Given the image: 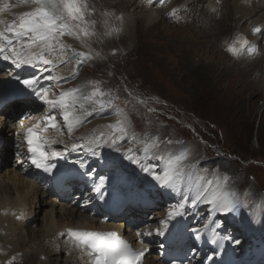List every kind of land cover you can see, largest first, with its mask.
Wrapping results in <instances>:
<instances>
[{"label":"rangeland","instance_id":"1","mask_svg":"<svg viewBox=\"0 0 264 264\" xmlns=\"http://www.w3.org/2000/svg\"><path fill=\"white\" fill-rule=\"evenodd\" d=\"M102 1L105 2L88 0L89 7L99 13H92L88 17L96 21L95 36L86 42L72 36L63 38L73 49L92 54L93 59L88 61L80 78H97L100 87H108L110 98L121 95L124 98L123 105H126V121L129 119L132 125L133 122L141 124L140 130H136L140 138L145 140L149 136H159L162 140L179 141V144L173 145L174 149L190 146L189 163L193 165L194 171L203 172L206 169V178L210 179L214 170L219 169L221 175L227 173L230 177V186L239 188L240 193L246 190L250 192L248 206L241 215L218 216L215 220L222 221V227L212 230L223 238L230 237L236 251L234 260L231 259L233 264H264V84L259 80L264 75V62L256 65L257 72H251L248 63L252 55V51H249L251 47L245 46L239 55H233L227 51L231 36L221 40L211 36L210 33L214 31L200 17L202 13L199 9L207 6L205 0H173L170 8L164 11L163 25L149 28L144 21L137 24L139 38L130 37L127 31L120 28L127 35V40L124 37L120 40L121 31L116 25L124 12L109 19V10L103 8H110V5H101ZM140 1L153 7L157 0H152V3ZM188 6H194L192 13ZM144 9L143 4L135 3L128 13L141 17L146 12ZM173 9L177 12L170 15ZM196 9L199 13L194 14ZM98 15L112 21L115 19L114 25L110 26L111 31L119 29L115 31L114 39L104 33L103 29L108 31L109 27L100 26ZM8 18L11 21L18 19L14 15L8 17L4 12L0 15V21L4 23L9 21ZM4 23H0V29ZM231 26L233 28L236 24ZM109 41L113 50L107 52L101 49L109 47L106 44ZM259 45L264 54V43ZM224 50L230 55L225 54ZM68 55H72L71 51H68ZM222 55L227 56L224 58ZM222 63L231 70L238 68L243 71L226 77H222L221 72L212 75L213 68L218 69ZM245 72L251 76L245 78ZM117 109L114 106L109 111ZM107 123L113 124V121L108 119ZM143 139L140 145L135 142L129 144L135 148L139 146V155H142ZM199 160L203 170L197 169ZM143 165L151 164L147 159L143 160ZM186 188L182 186L181 191L163 188L156 194L155 207L146 211L149 217L148 230L156 229L160 223L158 220L168 215L181 201V192H187ZM241 198H244L243 195ZM42 209L36 224L40 228L43 227L42 220L46 212L50 211L44 210V206ZM185 212H195L191 227H202L207 222V205H198L195 210L186 208ZM252 217L257 220L254 227L251 226ZM32 231L34 229L29 228L31 239L24 236L25 244L30 245L29 240L40 241L33 238ZM188 245L196 248L192 241ZM43 252L46 254L40 256L37 264H66L65 259H68L67 252L60 256L50 254L46 248ZM20 258L24 262L19 264H35L27 256L25 248L8 251L7 256L0 259V264H17L13 260Z\"/></svg>","mask_w":264,"mask_h":264},{"label":"snow or ice","instance_id":"2","mask_svg":"<svg viewBox=\"0 0 264 264\" xmlns=\"http://www.w3.org/2000/svg\"><path fill=\"white\" fill-rule=\"evenodd\" d=\"M19 2L31 5L30 10L20 13L18 19L0 29V57L17 67L30 66L40 71L41 75H33L26 79L17 76L16 79L32 95L49 106L51 114L45 118L47 121L45 130L48 127L57 128L55 110L62 112L64 124L71 132L74 126L85 122L83 116L77 115L78 108L83 109L85 104L92 105L91 111H88L86 115L93 116L97 112L114 107V100L105 99L111 93L105 92L98 85H94L90 91H85L84 87L61 90L56 98H50L49 90L40 87L43 72L50 73L43 77L44 79L55 82L63 79L66 82L67 79L78 75L79 67L92 58L90 52H79L63 40L67 35L86 42L88 38L96 35L94 31L96 21L88 18L94 12V9L89 7L88 0H19ZM148 2L152 3V0ZM158 2L163 3L164 0H158ZM11 7L12 5L6 2L3 7H0V12L8 11ZM176 12L177 10L173 9L170 15H175ZM0 23L4 22L0 21ZM112 31L118 32L119 29H112ZM254 31L260 32L261 29L257 27ZM238 41L240 47L236 46ZM247 45L249 41L246 37L237 38L228 44L227 51L233 55H239L241 49ZM68 51H71V56L68 55ZM249 51L254 52L255 49L249 48ZM73 59L76 65L72 77H58L51 74L61 64L70 63ZM140 102L144 103V101ZM105 127L111 131L109 133L100 132L87 142V147L84 143L73 144L71 150H84L93 156H99L98 150L104 146L119 150L117 146L121 142L136 139L134 135H130L126 120H117L114 124L110 123ZM23 141L27 144L28 160L33 166L47 173L56 169L57 165L52 162V159L62 156L63 153L47 151L49 141L43 136L39 123L26 130ZM142 142L144 143L142 156L129 148L126 150L125 158L134 164L142 165V171L149 173L162 188L181 191L182 186L187 187V192H181V201L168 213V219L162 221L165 229L171 219L186 215V208L196 209L198 205H207V222L202 227L190 229L196 238H200L212 229L222 227V221L218 222L213 219L215 213L240 216L242 210L248 206L247 197L250 194L248 190L242 194L244 197L242 199L240 193L230 188V177L227 173L221 175L219 169H216L212 178L208 179L206 169L203 172L194 171L193 165L189 163L190 150L186 146L180 149L173 148L174 144L180 143L179 141L162 140L159 136H149ZM65 150H68L67 146ZM147 159L158 163L143 165V160ZM77 164L81 169L88 168L87 161H78ZM84 174L93 175L90 171ZM107 180V177H100L93 189L101 199L106 195L104 189ZM157 233L164 234L159 229ZM68 236L74 245L83 247L88 252L92 258V264H142V257L148 251L146 248L133 249L116 232L69 229ZM225 239H230V237H225ZM210 242L216 243L217 241L213 238ZM235 243L240 242L235 241ZM172 264H178V262L173 261Z\"/></svg>","mask_w":264,"mask_h":264},{"label":"bare ground","instance_id":"3","mask_svg":"<svg viewBox=\"0 0 264 264\" xmlns=\"http://www.w3.org/2000/svg\"><path fill=\"white\" fill-rule=\"evenodd\" d=\"M107 1H102L101 5L105 3L110 5V8H103L105 10H109L107 11L109 13V19H113V17L116 18L123 11L124 14L118 19L119 24L116 23V25H119V29L123 28L125 32L127 31L130 37L137 38L138 23H142L144 21L145 23H147V26L149 28L157 27L159 24L160 26L163 25L162 18L164 17V11L170 8V2H172L173 0H164L163 3H160L157 0L153 3L155 5L153 7H150L141 1L138 2V0H114L112 1V3H109ZM6 2L12 5V7L8 11L4 12L6 15H8V17L12 15H14V17H18L20 13L30 10L31 7V5L21 4L15 2L14 0H0V7H3L4 3ZM204 2L207 4L208 8L205 5V10L203 9V6L199 9V11L202 13V16L200 17H203V20H206V26L210 27L214 31V33H210L211 36H213L217 40H221L223 37L231 36V43L237 40V38L246 37L249 41V45H256L255 52L259 53L260 55H252L251 57L249 56L248 61L250 62L248 63L251 67L249 71L257 72L258 69L256 65H259V62L261 61L264 62L263 49L261 45H259L262 42L264 43V0H205ZM135 3H141L145 7L144 10L146 12L141 17H136L135 15H131V13H128V9L131 6L135 7ZM193 8L194 6H188V9L191 11V13ZM114 10H117L116 14H113ZM199 11L196 9L193 13L196 14L199 13ZM205 11H207V14H205ZM97 14L99 13H96V9H94L93 15ZM98 19L99 24L102 28L105 27L106 29H108L109 27L108 31H105L103 29L104 33L106 35H109V38L113 37L114 39L116 33L115 31H111L110 26L114 25L115 19L114 21L108 20L101 17L100 15H98ZM135 19L136 22H134ZM238 23L240 24L238 25ZM231 24H236V26L232 28ZM257 27L261 29L260 32L254 31V29ZM120 31V40L123 37L127 40L128 37L125 32L122 29H120ZM109 32L111 34H108ZM111 41L106 42V44H109V47H102L101 49H106L107 52L109 50H113ZM236 46L240 47L239 41L237 42ZM87 49L93 50L92 47H87ZM223 52L230 55V53H228L226 50H224ZM222 56L226 58L227 55ZM222 65L218 69L214 67V73L212 75H215V73L217 72H221V76L226 77L228 75L240 73L243 71L238 68L231 70L228 66H225V64L222 63ZM79 70L84 69L80 68ZM248 72H245V78L251 76L250 74H248ZM43 77H46V74H43ZM260 78L261 79L259 80L263 81L264 84V75L260 76ZM234 86L232 85V87ZM118 115H120V113L115 114V117H117ZM106 117L113 121V124L117 121V119H115L113 116L106 115ZM108 119H91V124L89 125V129L86 130V132L93 133L94 136L99 132L109 133L111 130L105 127L106 125H108ZM130 134H134V132L131 131ZM94 136L87 138V142L92 140ZM87 142L85 143V147H87ZM140 144L142 143L140 142L139 145ZM108 147L109 146H104L100 148L98 150L100 152L99 156H93L91 153L87 151L86 152L88 153V157L94 159L98 158V165H100L101 167L102 163L106 159H110V161H112L121 153L125 152V150L120 151V148L119 150L114 151L110 150V148ZM186 147L191 152L192 148L190 146ZM104 149H106V151H104ZM122 149H127V147L123 144ZM6 159H8V157ZM90 162L91 161H87V164ZM128 163H130V161H128ZM8 164H10L9 167L7 166V162L3 163V166H7V168H3L4 170L1 169L2 167H0V259L6 257L8 251L10 250L18 251L25 248L27 256L31 258V260H33L35 264H37L40 256L46 254L45 252H43V250H45L46 248L50 254L52 253L57 256L63 255V253L67 252L68 259H65L66 264H87L85 261L86 259L82 256L80 257V255L77 253V249L73 246H67V242L64 241V235L61 234L64 233L67 228H79L88 225L86 226V228L92 229V231L95 232H120V227H122V224L115 225L114 222L106 221L100 223L99 226H95V222H97L96 219L80 212L81 207L79 205H77L76 207H71L67 202H64L63 205L60 204L55 198L50 197L42 190L40 191L36 181L25 179V177H23V175H21L17 170L16 166H11V162H9ZM119 165L120 164H118L115 169L119 167L120 171L124 172V170H126L127 164L123 165L122 167H120ZM137 170H139V167L137 168ZM121 176L122 178H124L125 174H121ZM98 180L99 177H97V182ZM152 181L155 180L152 178ZM123 183L128 184L130 183V181L124 180ZM117 185L118 183H115V185L113 186ZM230 188L235 189L238 193H240L239 188L234 186H230ZM240 194L242 196L243 193ZM43 206L45 208L44 210L50 211L46 212V217L42 220L43 227L40 228L36 227V224L37 220L39 221L38 213L39 211L40 214L42 213ZM134 210L140 211L139 209L134 208L132 213H130L129 215L125 216V214H122L121 217H124V219H122L121 221L116 220V223L123 222V220L128 222L136 221V217L139 215L134 217ZM220 215H223V213H215L213 219L215 220ZM193 217H195V212H192L190 214L187 213L183 216H177L170 220L172 226V228L169 230V232L172 233L170 235V239H173L174 236H177V239L180 240H178L171 246L168 245L164 247L161 250H166L167 253L175 252V255H177L181 251L180 247L183 245V243H186L190 240L194 243V245H196V248L198 249L193 246H187L186 244V253H180H183L185 255L194 253L195 255H198L200 258L204 259V264H233L231 259L234 260L236 251L231 245V239H225L222 236L216 234L213 230L202 235L200 238H196V236H194L190 231V229L193 228L190 224L191 218ZM161 218L168 219V215H165ZM252 221L253 222L251 223V226L254 227L257 220L252 217ZM161 225L163 226L162 223ZM29 228L34 229V231H32L33 238H38L40 240L39 242L29 240L28 243L30 245H28L27 243L25 244L24 236L28 239H31L29 238ZM213 238L216 239V243L210 242ZM136 240L138 239L135 238V241ZM179 241L183 242L181 243ZM62 243H64V245H62ZM59 244L61 245L60 248ZM207 247H210L213 250H208L206 253H203L201 249L207 250ZM77 256H79L80 258H77ZM157 257L158 256L153 255V253L152 255L149 254L145 264H163L162 260L157 259ZM9 261L10 260H8L7 262ZM13 261L17 264L24 262L23 258L14 259ZM49 262L52 263V260H50Z\"/></svg>","mask_w":264,"mask_h":264}]
</instances>
